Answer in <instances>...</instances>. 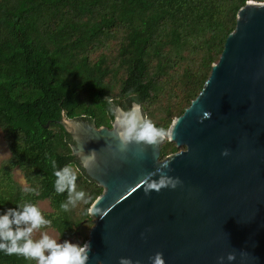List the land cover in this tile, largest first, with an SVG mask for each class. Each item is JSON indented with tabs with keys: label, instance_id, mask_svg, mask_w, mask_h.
<instances>
[{
	"label": "trees",
	"instance_id": "trees-1",
	"mask_svg": "<svg viewBox=\"0 0 264 264\" xmlns=\"http://www.w3.org/2000/svg\"><path fill=\"white\" fill-rule=\"evenodd\" d=\"M249 1L0 0V128L11 154L0 168V214L48 201L47 228L63 240L84 235L87 241L88 210L103 189L81 169L77 189L91 197L89 204L80 216L60 209L67 193L55 192L50 159L58 168L76 167L63 116L111 127L105 98L127 110V93L134 90L145 109L161 104L156 125L168 128L203 90ZM102 49L106 53L97 55ZM177 152L166 142L161 159ZM15 171L25 187L14 180ZM26 187L39 195L25 193ZM0 264L34 263L0 252Z\"/></svg>",
	"mask_w": 264,
	"mask_h": 264
},
{
	"label": "water",
	"instance_id": "water-1",
	"mask_svg": "<svg viewBox=\"0 0 264 264\" xmlns=\"http://www.w3.org/2000/svg\"><path fill=\"white\" fill-rule=\"evenodd\" d=\"M205 112L211 118L201 123ZM83 119L64 115L59 123L81 161L97 155V165L84 167L103 188L91 206L89 264H119L121 257L150 264L156 252L166 264H219L221 256L223 264H264V2L239 10L203 90L174 119L176 154L161 159L167 141L155 154L148 147L138 156L136 146L122 154L113 128ZM167 160V174L183 185L146 196L142 177Z\"/></svg>",
	"mask_w": 264,
	"mask_h": 264
},
{
	"label": "clouds",
	"instance_id": "clouds-1",
	"mask_svg": "<svg viewBox=\"0 0 264 264\" xmlns=\"http://www.w3.org/2000/svg\"><path fill=\"white\" fill-rule=\"evenodd\" d=\"M127 96L132 99L131 106L126 110L114 105L111 97H106L105 101L109 105V112L114 117L112 122L113 137L118 141V151L122 154L129 152L132 146L139 150L137 155L142 156L148 147L155 149L163 143L175 140L179 122L172 121L168 128L158 127L142 109V105L136 101V92L129 90ZM64 110H61V116ZM211 113L205 112L200 122L210 119ZM222 156L228 157L230 151L225 149ZM171 160L158 162L159 167L150 173H146L139 187H143L146 196L152 192L160 193L162 190H176L183 185L179 177H172L167 174L171 171ZM83 167L92 168L97 165V155L93 151L90 155L83 157ZM53 175L55 176L54 189L57 194L67 193V200L60 204V209L64 212L77 207L78 204H89L91 197L82 190H77V179L79 167L72 164L58 168L55 159H50ZM154 177H158L155 179ZM25 193L39 195L35 188H25ZM92 212L90 208L88 210ZM102 218V216H101ZM52 221L45 218L40 208L31 202L18 205L17 208H10L4 214H0V252L8 256L23 257L34 264H89L90 244L85 242L82 246L78 243L65 240L63 243L50 236L47 232L41 234L39 239H34V234L50 227ZM144 234H142L143 238ZM246 253L242 256L246 257ZM224 257L218 258L219 264H223ZM235 254L227 256L228 261H234ZM150 264H166L164 254L156 252L149 257ZM119 264H134L131 258L121 257ZM135 264H140L136 261Z\"/></svg>",
	"mask_w": 264,
	"mask_h": 264
},
{
	"label": "rangeland",
	"instance_id": "rangeland-1",
	"mask_svg": "<svg viewBox=\"0 0 264 264\" xmlns=\"http://www.w3.org/2000/svg\"><path fill=\"white\" fill-rule=\"evenodd\" d=\"M100 53H106V50L102 49L101 51H99V53L97 55H99ZM111 57H113V55ZM180 71L182 72V70H180ZM159 105H151L150 107H148V109H145L144 105H142V109H143L145 115L147 117H149L155 124H159V123L162 122L161 118L163 117V113H162V110H161V104H159ZM149 111H151L152 115H150L148 113ZM163 146H164V144H163ZM172 155H174V154H170L169 156H172ZM10 156H11V154H10V151H9V147L7 145V141H6L5 137H4L3 131L0 128V168L10 158ZM14 180L16 182H18L20 185H22L23 187L26 186V180L24 179V176H23V174L20 171H15L14 172ZM77 190H80V189H77ZM84 205L85 204H83V203L78 204L77 207L72 208L70 210L75 211L76 215L80 216V215L83 214ZM38 207L40 208L41 212H43V213H49V212L52 211L48 201L39 202L38 203ZM89 213H91V212H89ZM95 224H96V219L93 217V226H92V228L95 226ZM44 232H47L50 236H52L53 238L57 239L61 243H63L65 241V240H63L60 237L59 233L56 230L52 229V228H43V229L37 231L34 234L33 238L34 239H39L41 234L44 233ZM67 241H71L74 244L78 243V244H80L82 246L88 240L86 241V238H85L84 235H77L75 237L67 239ZM32 263H34V262H32Z\"/></svg>",
	"mask_w": 264,
	"mask_h": 264
},
{
	"label": "flooded vegetation",
	"instance_id": "flooded-vegetation-1",
	"mask_svg": "<svg viewBox=\"0 0 264 264\" xmlns=\"http://www.w3.org/2000/svg\"><path fill=\"white\" fill-rule=\"evenodd\" d=\"M113 119H114V117H113ZM83 120H85L86 122H90V121H88V120H86V119H83ZM112 122H113V120H112ZM112 122H111V127H107V126H101V127H107V128H112ZM90 124L92 125V126H94V127H96V128H98L93 122H90ZM100 128V127H99ZM72 140H73V138H72ZM76 145V142L73 140V144L71 145V149L74 147ZM72 152H73V156L75 157V166L76 167H79L80 168V171H81V169L83 170V171H85V174H86V170H85V168L83 167V163H82V161H81V159H80V157H78V154H75L74 153V151H73V149H72ZM87 175V174H86ZM94 182V181H93ZM94 183H96V182H94ZM97 184V183H96ZM98 185V184H97ZM99 186V185H98ZM100 187V186H99ZM103 189V188H102Z\"/></svg>",
	"mask_w": 264,
	"mask_h": 264
}]
</instances>
